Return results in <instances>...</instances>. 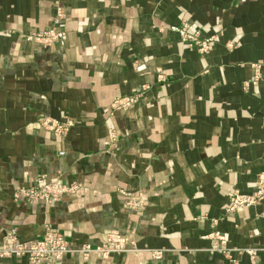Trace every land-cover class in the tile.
Segmentation results:
<instances>
[{
	"label": "crops",
	"instance_id": "1",
	"mask_svg": "<svg viewBox=\"0 0 264 264\" xmlns=\"http://www.w3.org/2000/svg\"><path fill=\"white\" fill-rule=\"evenodd\" d=\"M47 30L64 38H25ZM42 118L73 126L56 136ZM263 175L264 0H0V242L49 227L72 247L116 234L140 250L49 264H264V201L228 211ZM41 177L76 192L15 199Z\"/></svg>",
	"mask_w": 264,
	"mask_h": 264
},
{
	"label": "built area",
	"instance_id": "2",
	"mask_svg": "<svg viewBox=\"0 0 264 264\" xmlns=\"http://www.w3.org/2000/svg\"><path fill=\"white\" fill-rule=\"evenodd\" d=\"M172 30L178 32L182 40L190 47H195L200 52H207L212 47V40H200L196 34L187 32V25L173 27ZM26 40L38 42L44 45H51L64 38L62 32L47 30L44 32L31 33L25 36ZM135 101V98H123L117 100L114 105L116 108H124ZM41 125L56 136H64L73 126V121L66 118L58 121L50 118H42ZM75 185H57L48 182L44 177L37 180L35 186L29 188H18L14 197L18 201L29 203L52 204L59 202L65 195L76 192ZM128 205L131 208H141L143 200L126 194ZM264 201V175L258 178L257 188L252 194H242L239 191H233L229 195L228 211H234L239 208L249 207ZM216 244L213 250L226 251V239L222 234H215ZM138 250L132 241L116 234L107 236V243L102 246H92L84 244L79 247H72L65 236L49 227H46L44 236L39 240L20 241L15 234L6 236L0 242V258L25 257L30 264H49L50 262L60 263L68 253H76L87 260L90 256L106 259L112 254L138 253ZM154 259L162 256L161 251H145Z\"/></svg>",
	"mask_w": 264,
	"mask_h": 264
},
{
	"label": "rangeland",
	"instance_id": "3",
	"mask_svg": "<svg viewBox=\"0 0 264 264\" xmlns=\"http://www.w3.org/2000/svg\"><path fill=\"white\" fill-rule=\"evenodd\" d=\"M233 191H237V190H233ZM233 191H232V192H233ZM230 193H231V192H230ZM229 195H230V194H229ZM234 211H235V210H234ZM101 246H102V245H101ZM80 256H81V255H80ZM81 257H82V256H81ZM22 258H25V257H22ZM82 258H83V257H82ZM99 258H100V257H99ZM26 259H27V258H26ZM88 259H89V258H88ZM88 259H87V260H88ZM102 259H103V258H102ZM84 260H85V259H84ZM27 261H28V259H27ZM28 262H29V261H28Z\"/></svg>",
	"mask_w": 264,
	"mask_h": 264
}]
</instances>
